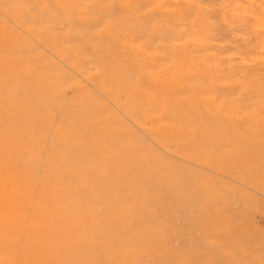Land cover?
I'll use <instances>...</instances> for the list:
<instances>
[{
  "label": "rangeland",
  "instance_id": "374dc122",
  "mask_svg": "<svg viewBox=\"0 0 264 264\" xmlns=\"http://www.w3.org/2000/svg\"><path fill=\"white\" fill-rule=\"evenodd\" d=\"M50 1L0 0L3 3L0 4V71L11 80L9 86L0 88V99H7L18 119L0 120V128L12 127V132L18 135V141L13 142L17 150L13 151L6 145L11 132L8 130L10 134L5 135L1 131L0 159L2 163L18 165V183L23 181L18 186V202L79 206L94 199L101 207H109L113 206L109 199L117 196L131 205L136 202L141 209L146 206L153 209L154 200L167 205L170 195L206 197L208 201L212 199L217 209L227 208L233 199L248 206L257 205L256 199L264 202V193L255 189L258 182L247 177L251 184H246L239 179L241 164H264V140L259 143L257 136L264 135V0H62L60 6L61 0H56L57 5L46 7ZM25 9L31 12L23 14ZM15 16L27 26H22ZM19 56L30 63H19ZM24 72L31 77L21 86L18 77ZM15 82L17 85L13 87ZM164 114L168 117L160 123L172 132L163 131V135L156 136L152 125ZM226 124L230 131L234 129L227 131ZM106 126L112 130L105 132ZM181 130L187 137L185 134L180 137ZM237 132L242 137L234 135ZM203 133L209 138H202ZM174 134L182 141L191 137L209 141L202 148L181 151ZM250 134L253 144L248 147L244 137ZM173 135L176 140L170 138ZM235 142L238 147H234ZM112 143L122 145V151L112 148ZM216 144L225 146L215 148L214 152L226 151L234 161L238 159L232 168L227 158L222 166L205 165L206 159H210L206 154ZM88 145L100 150L103 145L110 148L94 155ZM124 146L127 152L135 149L139 159L142 156L138 163L150 155L149 158L156 157L157 164L152 158L146 162L157 167L162 164L165 168L160 165L159 171L142 168L140 171V163L126 155ZM236 149L238 153L243 151L239 153L241 160ZM119 156L126 160L118 159ZM34 168L37 171L30 173L29 169ZM1 170L0 174L4 172ZM82 177L87 181L99 179L96 190L105 187L102 189L105 193L94 189L93 195L73 187ZM158 178L165 188L157 191L149 180L159 182ZM105 180L107 183L103 185ZM2 187L0 184V195L6 197ZM129 191L139 194L135 196ZM231 193L227 203L215 202ZM132 197L133 201H128ZM260 220L256 226L263 232L264 220ZM100 230L94 226L92 232L74 235L81 237L83 244L74 236L57 243L48 234L29 236L21 230L20 234L26 236L19 238L17 234L14 240L11 236L0 238V264H113L103 258L108 244L99 241ZM75 242L81 245L79 249ZM146 242L147 247L156 245V251L162 255L167 253L169 245L177 243L168 245L162 241L160 245L150 238ZM199 245L192 249L187 244L183 251L174 254L181 255L184 262L186 258L182 254L202 251ZM257 254L248 252L240 257L249 261L248 264H264L262 253ZM148 264L168 263L153 257Z\"/></svg>",
  "mask_w": 264,
  "mask_h": 264
},
{
  "label": "bare ground",
  "instance_id": "6f19581e",
  "mask_svg": "<svg viewBox=\"0 0 264 264\" xmlns=\"http://www.w3.org/2000/svg\"><path fill=\"white\" fill-rule=\"evenodd\" d=\"M50 2L51 3H48L49 6H46V7H51V5L53 3L57 5L58 1L56 2V0H51ZM60 3H62V0H61V2L58 3L59 6H60ZM0 4L2 5L3 3L0 2ZM15 5H17V2L15 3ZM53 5H52V7H54ZM10 12H12V11H10ZM30 12H31V10H29V9H25L22 11L23 14H27ZM16 13H14V14H16ZM16 19L18 20L19 23L22 24V26H24V27L27 26L26 24H24V20L21 19L20 17L19 18L16 17ZM22 40L23 39L20 38L21 43H22ZM24 43H25V41H24ZM18 62L21 64L23 62L26 65H28L30 63V60L24 59V58H22V56L21 57L19 56ZM19 63H18V65H19ZM20 68H22V67H20ZM0 73H1V75H0V77H1L0 88L1 87L6 88L7 86H9V82H11V80L7 79L5 77V74L2 73L1 71H0ZM24 74H25V72L22 74H19V77H18V81H19L18 84H20L21 86L27 82V81H25L27 78H29V80H30V77H31L30 75H24ZM15 85H17L16 82L13 84V87ZM165 94H166V92H165ZM129 97H131V96L129 95ZM2 108H7L8 110L3 111ZM51 108H52V105H51ZM2 117L6 118V119H10L12 121H18V119L15 116V110L10 107V103L7 102V99H0V120L4 119ZM167 117H168V114H164L155 123H153L151 130H153L152 133L154 135H156V136L163 135V133H162L163 131H165V133H166V131L168 133L172 132V131H169V129H167L168 126L167 127L163 126V123H160V121H162L163 119H166ZM214 120L215 119H213V121ZM216 122L217 121L215 120V123ZM90 126H92V125L90 124ZM224 126H225V124H224ZM226 126L228 127L227 124H226ZM102 129L104 131V128H102ZM108 129H111V128L109 127ZM108 129L106 126L105 132H109ZM223 129H225V128H223ZM230 129L231 128H229L227 131H230ZM233 129L234 128H232V130ZM8 130L11 132V139L9 140L10 142L6 143V145L8 144L9 148H13V151L17 150L14 146V143L18 141V135L16 133H14V131L12 132V127L6 128V129H5V127L0 128V133L2 131L1 134L9 135L10 133L8 132ZM174 130H175V128H174ZM235 130L237 131L236 128H235ZM235 130H234V132H235ZM181 131L180 132L182 133L183 136H180V137H184L186 135V132H183L184 130H181ZM225 131H226V129L223 131V133ZM205 133L201 134V135H203L202 138L208 137ZM226 133L227 132H225L224 134H226ZM106 134L107 133H104L105 137L107 136ZM187 134H189V133H187ZM224 134L222 135L223 137H224ZM252 134L254 135V133H252ZM252 134L244 137V142L248 145V147L253 144L252 139H251V137L253 136ZM174 135L170 136V138L176 140V137H177V141H180V145H178L179 146L178 150H181V151L185 150V149L189 150V149L202 148L205 146L204 143L207 144L206 142L209 141V140L206 141V138L201 139V140H199V139L196 140V138H194V137H191L190 139H188V141L187 140L182 141L181 139L178 140L179 136L175 135L176 137L174 138ZM204 135H206V136H204ZM217 135H219V134H217ZM234 135H237V137H242V135L239 134L238 132ZM222 136H221V138H222ZM257 136H258V138L260 137L259 143H261V141L264 140L263 139L264 135H260V136L257 135ZM186 137H187V135H186ZM186 137H185V139H186ZM110 138H112V137H110ZM102 139H103V136H102ZM133 139H135V138H133ZM104 140H105V138H104ZM121 140H125V139L122 138ZM107 141H109L110 145H111L110 139L109 140L107 139ZM220 141H221V139H220ZM90 142H91V140H90ZM124 142L125 141H123L122 145H124ZM93 143H94V140H93ZM220 143L222 144V142H220ZM225 143H227V142H223V144H225ZM95 144H97V143H95ZM177 144H178V142H177ZM218 144H216L215 146H212L211 147L212 150H209L210 153L206 154L207 157H210V159L209 158L206 159L207 163L205 165H207L210 168H213L211 166H213L214 163H220L221 164L220 166H222L223 164H226L227 161H225V158H227V159H229V162L231 161V168H232V166L236 163V160H238V159L235 158V161H234L233 160L234 158L233 157H232L233 159L230 158L228 153H225L226 151H224V150H223L224 153L222 152V154H220L219 151L214 152L215 148L219 149V148H223L225 146V145H218ZM236 144L235 145L233 144L234 147L235 146L238 147V144L237 145ZM98 145L100 146V144H98ZM104 145H103V148H101V150H100L99 146H98L99 147V149H98L96 146H91V145L89 146L88 145V148H89L88 150H90L91 153L94 155H99L104 150L105 151L109 150L108 148H110V147L108 145H106V146H104ZM122 145L119 146L118 144L114 145V143H112L113 147L112 146L111 147L114 148L115 150L122 151L121 150V149H123ZM230 145H232V144H230ZM260 145H262V144H260ZM262 146L264 147V144ZM124 147L126 148V152H127L128 148L126 146H124ZM133 148H135V147H133ZM238 149H236V152ZM124 150H123V157L125 154ZM129 150L127 152L128 154L126 153V155H130L133 159L136 158L135 163L137 161L141 160L142 156L139 159L137 157L136 152L133 151L135 149L131 150L130 152H129ZM239 150H241V149H239ZM262 150L264 153V148ZM105 151H104V153H105ZM253 151H252V154L254 153ZM233 152L235 153V151H233ZM242 152L239 151V153H241V154H242ZM121 153L122 152H119L120 156L122 155ZM151 153H148V155ZM238 154L236 155V157L238 156ZM126 155H125V158H126ZM154 155H155V153H154ZM199 155H201V154H199ZM206 155L203 156L204 159H205ZM120 156L118 159L121 158ZM130 156H128L129 160L132 159V158H130ZM149 156L147 158H149ZM239 156H240V154H239ZM241 156L239 157L240 160L242 158ZM244 156H243V158H244ZM123 157L121 159L126 160L125 158L123 159ZM234 157H235V155H234ZM151 158L154 161V158H156V157L151 156L148 160H151ZM252 158L254 160V156H252ZM142 159H143L142 161H144V162L143 163L139 162L140 163V166L138 165L139 170L142 168L143 171L148 170V172H149V170L150 171L151 170H158L159 171V170H162L165 168V167H163L162 164H160V165L163 168L162 167L159 168V166H160L159 163H161L159 161H158L159 166L157 167V166H153L154 164H149L148 161L146 162V159H144V157ZM261 159H262V156H261ZM1 161L2 162H4V161L0 159V163H1L0 169H2L1 171H4V172H1V174H0V184H3L2 193L3 194L6 193L7 196H10L12 198L7 199L8 198L7 196H6L7 197L6 198V197L1 196L2 194L0 195V200H2V201H0V238L4 237V236L5 237L11 236L12 239L14 240L13 236H16L18 234V236L20 238L22 236H26L25 234L22 235L23 232H26V233L30 234L29 236H40V235L42 236V234H46V235L48 234L49 235L48 237H49V239H51L52 242L63 243L64 239L69 240V238H71V237L73 238L74 235L77 236L79 234V232L87 231V230L88 231L90 230L89 232H92V229L94 228V226H96V227H100V229L102 230V231L100 230V238H99L100 240L99 241H103V243L107 242L108 245L110 244V246H108V245L106 246L108 248L104 249L105 257H103V258H107V260H110L113 264L114 263H116V264L117 263L118 264L119 263H123V264H148L149 262H151L153 257H155V259H157L161 263L164 261V262H167L168 264H248L249 261H247L243 257L242 258L240 257L241 255L244 256L245 253H248V252H252L253 254L258 255V256H259V254H257V253H262V255H263L262 258L264 259V237H261L262 234L264 233V230H263V232H261L260 231L261 228L258 225L256 226V223L259 222L260 218L262 220H264V202H262L259 199H256L258 206L257 205L248 206L246 204L239 203L238 199H235V200L233 199V201L231 203L227 204L228 207L225 209H217L216 208L217 206L212 204L213 203L212 199L211 200L209 199V201H208V199L206 200V197L201 198V199L199 197V199H197V198H194L195 197L194 195H192L194 197H189V195H188V196H186V197L184 196L182 198L180 196H179L180 198L179 197L174 198V196L170 195V197H168V202L166 201V203H168L167 205L162 204V201L159 204V203H157L158 201L156 202V200H154L155 205L153 204L154 205L153 209H151L150 207H147V206L144 207L143 209H141V208L137 207L136 202H134L135 205L133 203H132L133 205H131L128 202H123L121 200V198H118L117 196H112V199H111L109 196L110 194L108 195V197L110 198L109 201L111 200L110 202H112L111 204L113 206L110 205L109 207H101L100 204H97L98 202L95 203L94 199H93V201L91 200L90 204L79 205V206H71L70 204H69L70 206H64V204L63 205L62 204L61 205L60 204H50L49 202L38 203V204L26 203V202L20 203V202H18V186L20 188L21 185L23 184V181L18 183V170H19L18 165L17 164L12 165V164H9V162L2 163ZM239 161H238V165H240ZM262 161H263V159H262ZM154 162H156V161H154ZM240 162H242V161H240ZM57 163H55V165ZM59 163H61V161H59ZM59 163H58V165H56L57 167H59ZM243 163L245 164L246 162H243ZM156 164H157V162H156ZM112 167H113V165H112ZM137 167L136 168L134 167L135 169L132 168V170L134 169L136 172H139V171H137ZM214 167H215V164H214ZM240 167H243L242 168L243 170L240 171L239 179H241V181L245 182L246 184L247 183L251 184L246 179L247 177H250L253 181L258 182V187L256 186L255 189L261 193H264V180H263L264 164L263 163L262 164H260V163L256 164L255 163V164L248 165V166H245V165L243 166V164H241ZM115 168H117V167H115ZM227 168L230 169L229 165L227 166ZM237 168H235V170H237ZM5 169L9 172V174H11L10 176L5 174V172H6ZM100 169H101V167H100ZM171 169H173L172 166H171ZM229 169H227V171ZM29 170H30L29 171L30 173L32 171H34V172L37 171V169H35V168L32 170L31 169H29ZM230 170H232V169H230ZM171 171L175 172L174 169ZM168 172H169V168H168ZM117 173H118V171H117ZM119 173H120V171H119ZM143 173H145V172H143ZM150 173H152V172H150ZM152 174H154V173H152ZM117 175H119V174H117ZM22 176H23V174H22ZM153 177H154V175H153ZM138 178L140 180L139 175H138ZM145 178L148 179L149 177H145ZM95 179H96V181H94ZM95 179L94 180L89 179L90 181H87L83 178L80 181H78L77 182L78 184L76 183L75 186L73 184L72 185H73V187L80 188L83 191H89L90 194L93 193V195H94L96 188L99 187V186L96 187V184L98 185V183L100 182L99 179H97V178H95ZM160 179L161 178H158L159 182H155L152 179L149 180V183L152 184L154 186V188L157 189V191H158V189L161 190V188H165V183H161ZM154 180H156V179H154ZM97 181H98V183H97ZM105 181L106 182L103 181L104 182L103 185H105L107 183V180H105ZM109 181H110L109 185H111V180H109ZM118 181H119V179H118ZM131 181H132V179H131ZM131 181H130V185L133 184V183H131ZM123 182H125L124 179H123ZM116 183H118V182H116ZM121 183H122V181H121ZM125 183H127V180ZM84 184H90V185H84ZM109 185L107 184V187H109ZM173 185L174 184L170 185L171 188ZM79 186H81V187H79ZM101 186L102 185L100 184V188H101ZM117 187H121V185L119 186V184H118ZM87 188H89V189L86 190ZM104 188H102V189H104ZM113 188H111V189H113ZM176 188H179V187H176ZM102 189H101V191H103ZM109 189L110 188L107 189V192ZM146 189L147 188H145V191L143 189H139V191L142 190L145 193ZM98 190L100 191L99 188H98ZM98 190H96V192ZM120 190H121V188L119 189V191ZM182 190H183V188H182ZM188 190H189V188H188ZM191 190H192V188H191ZM103 192L105 193V191H103ZM133 192L134 191H132V193ZM81 193H82V191H81ZM115 193H116V191H115ZM135 193H133V194L135 195ZM139 193H141V192H139ZM144 193H143V195H144ZM192 193H194V192H192ZM121 194L122 193L119 192L118 196L119 195L121 196ZM138 194H137V196H138ZM97 195L100 196L101 194L99 193ZM95 196H96V194H95ZM231 196H232V193L226 195L225 197H223V199L221 198L222 200H218L215 202L220 201V203H222V204H223V202L227 203V201L229 200V198ZM215 197H217V196H215ZM134 198H137V197H134ZM141 198H142V196H141ZM139 199H140V197H139ZM15 200H17V201H15ZM64 201H63V203H64ZM128 201L132 202L133 197L130 200L128 199ZM164 203H165V201H164ZM65 204H66V202H65ZM126 204H128V205H126ZM157 205H159V206H157ZM20 226L23 227L24 230ZM17 227L20 228L19 229L20 231H18L19 233H17V230H16ZM32 228L34 230L37 228V230L34 231V230H32ZM29 229L31 231H28ZM21 230L23 231L22 234H20ZM38 231H39V233H37ZM138 233L140 234V236H137ZM179 233H181V234H179ZM50 234H51V236H50ZM11 237H9V238H11ZM9 238H8V241H9ZM75 238H78V237H75ZM80 238L81 237H79L78 239H80ZM148 238H150V240L153 239V241H155L154 242L155 244H158V243L160 244L162 241L163 242L165 241L168 245L171 244V242H174L173 244H175L176 242L177 243L175 246L169 245V248L168 249L166 248L167 253L162 255V254H158V252L156 251V248H157V247H155L156 245L155 246H149V247L146 246V243H147L146 239H148ZM4 239L7 240V238H4ZM12 239H11V241L13 242ZM30 239H31V237H30ZM49 239L47 238V240H49ZM82 240L80 239V242ZM61 241H63V242H61ZM75 241H77V240H75ZM83 242H84V240H83ZM85 242H86V239H85ZM95 244H97V242ZM187 244L190 245L192 247V249L197 248L198 245L200 244L199 249H201L202 251H197V252L192 253L190 250L187 254H182V256L184 258H186V261H184L186 263H184V262H182L181 255L179 256V255H176L174 253L177 250L183 251V249L185 247H188ZM75 245L78 247V245H80V244L77 245L75 242ZM75 245H73V246L76 247ZM102 245H104V244H102ZM87 248H89V246H87ZM78 249H79V247H78ZM97 249H98V247H97ZM147 252H151V253L157 254V255L153 256V254L151 255V253L148 254ZM102 254H103V252H102ZM102 254H100V255H102ZM150 257H152V259H150ZM108 263H109V261H108Z\"/></svg>",
  "mask_w": 264,
  "mask_h": 264
}]
</instances>
